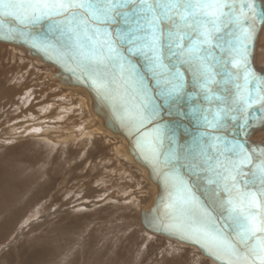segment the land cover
<instances>
[{
    "label": "snow or ice",
    "instance_id": "snow-or-ice-1",
    "mask_svg": "<svg viewBox=\"0 0 264 264\" xmlns=\"http://www.w3.org/2000/svg\"><path fill=\"white\" fill-rule=\"evenodd\" d=\"M7 20L21 36L47 21L53 38L34 46L75 61L123 106L138 146L164 168L153 227L223 264H264V148L238 138L249 109L264 111V77L250 64L264 0H0V27Z\"/></svg>",
    "mask_w": 264,
    "mask_h": 264
},
{
    "label": "rangeland",
    "instance_id": "rangeland-1",
    "mask_svg": "<svg viewBox=\"0 0 264 264\" xmlns=\"http://www.w3.org/2000/svg\"><path fill=\"white\" fill-rule=\"evenodd\" d=\"M261 36L259 64L264 29ZM26 55L0 43V130L13 129L0 142V264H212L196 250L146 231L140 208L148 186L114 158L118 143L106 133L53 147L39 135L45 129H30L49 122L37 121L38 112H46L40 103L47 93L63 95H52L51 102L64 106L75 97L58 81H48L46 67ZM44 83L48 92L33 110V90L39 97ZM66 113L65 126L81 121L78 113ZM254 138L264 139V131Z\"/></svg>",
    "mask_w": 264,
    "mask_h": 264
},
{
    "label": "water",
    "instance_id": "water-1",
    "mask_svg": "<svg viewBox=\"0 0 264 264\" xmlns=\"http://www.w3.org/2000/svg\"><path fill=\"white\" fill-rule=\"evenodd\" d=\"M21 27L22 26L18 25L15 21L7 20L4 26L0 27V43L23 48L28 56L35 57L39 60L40 66H54L57 70L54 71L51 76L60 79L64 88L80 89L85 92L89 97L90 109H92L93 113L100 120L101 125L113 136H121L123 138L122 143L125 145H122L124 148L121 149V152L127 154L133 164L139 165L144 169L145 176H147L152 184L153 196L149 201L142 204L140 209L141 223L143 227L150 233L164 237L171 242H175V244H178L179 246L195 249L199 253V256L204 260H211L214 264H223V261L217 259L212 252H209L201 244L183 239L178 235L163 230L162 228L152 226L157 217H160L163 213V201L167 195L163 182V165L161 164L159 167L154 166V163L148 156L147 152L141 150L138 146L139 134L135 130L133 124L124 117L123 106L120 103H113L112 100L106 98L104 94L98 91L97 87L92 83L89 75L82 72L75 61L60 55L56 50L48 49L45 51L40 47L34 46V43H39L45 39L51 40L53 38V34L49 32L47 21L31 28V34L27 36L20 35ZM9 28L12 30L8 31ZM255 29V35L250 51V64L258 75L264 77V61L261 64L258 62V52L263 50L259 44L264 29V22L257 21ZM25 31H27V29H25ZM133 62L139 65L143 63V60L142 58L138 60L134 59ZM141 70L144 71V69ZM148 86L155 89V85L152 82H149ZM175 120H177V117L174 115H164V121ZM184 123L186 124L187 122L185 121ZM263 129L264 111L261 110L259 104H254L252 108L249 109V126L246 129V134H242L238 138L246 142V145L250 149H254L258 152L261 148H264V139H255L254 135ZM231 130L230 127L229 131ZM160 159L163 161L164 157L161 156ZM196 195L199 196L201 200H205L203 189L196 191ZM205 202L208 203L206 200Z\"/></svg>",
    "mask_w": 264,
    "mask_h": 264
},
{
    "label": "bare ground",
    "instance_id": "bare-ground-1",
    "mask_svg": "<svg viewBox=\"0 0 264 264\" xmlns=\"http://www.w3.org/2000/svg\"><path fill=\"white\" fill-rule=\"evenodd\" d=\"M3 44H5V43H3ZM11 48L14 51L16 49H19L20 52H25V50L23 48H21V47L17 48L16 46L15 47L11 46ZM28 57H30V56H28ZM258 58H259V56H258ZM31 60H33L34 63H39V60L37 58H35V57H31ZM45 67L47 69L48 81H50V79L58 81L59 86L63 90H65L68 93L72 94L71 96H74L75 98L72 97L73 101L71 103H68V105H66V106H64L63 104L62 105L46 106L45 107V111H46L45 113L43 112L42 114L41 113L39 114V112H38V117H37L38 120L37 121H42L44 119H48L49 122L47 123L45 121L44 123L38 124V126H35V124H34V125H32L33 127H31L30 129H32V130L34 128H36L38 130L45 129V130H41L39 135L41 137H43V140H44L45 143H49V145L50 146L53 145V147H57V145H60V144L65 146L66 144H69L71 142V140L75 141V142H78V139H83V140L88 139V141H89V140L95 138L97 133H101V134H103V132L106 133V135L110 139H113V140H115L118 143V144L114 143V145H113L114 158L116 160H123L124 162H126L130 167H132L134 169V171L139 172V175L144 179L143 181L148 186V194L149 195L145 199V201L142 202V204H144L146 201H149L151 199V197L153 196L152 184H151L150 180L147 178V176H145L144 169L141 166H139V165L133 164L132 160L130 159V157L127 154H123L121 152V149L124 148V146H122L124 144V143H122L123 142V138L121 136L120 137L119 136H113L107 129H105L101 125L100 120L93 113L92 109H90L89 97H88V95L85 92H83L80 89H74V88H68V87L64 89V87L61 84L60 79H57V78L53 79V78L50 77V75L52 74V71H56L57 69L54 66H52V65L45 66ZM29 100H31V99L29 98ZM29 107H31V106H29ZM32 109L34 110V106L32 107ZM69 110H71V112L74 111V112L78 113V116H82L81 117V121L76 119V122L74 123V125L72 127L68 126V125L65 126V123H63V121L66 120V117H67V115L64 116V114L67 111H69ZM28 121L30 122V120H28ZM37 121H34V122H37ZM34 122L31 120V123H34ZM21 124H23V123L20 122L18 125H21ZM59 128H60V132L59 133L51 132V130H57ZM11 130H13V129H11V126L2 127V130H0V142L7 139L8 134H9V132ZM262 131H264V129L261 130V131H258L257 133L262 132ZM49 132H51V133H49ZM14 134H15V130H14ZM256 135L257 134H255L254 136H256ZM16 136H18V135H16ZM22 136H24V135H22ZM18 185H20V184L18 183ZM3 186H4V183L1 180L0 189ZM140 220H141V215H140ZM146 231L148 233H150L147 229H146ZM150 234H152V233H150ZM152 235H154V234H152ZM154 236H156V235H154ZM164 239H166V238H164ZM166 240L168 242H171L168 239H166ZM171 243H175V242H171ZM180 247H182V246H180ZM184 248H187V247H184ZM205 260L209 261L207 259H205ZM211 263L214 264L212 261H211Z\"/></svg>",
    "mask_w": 264,
    "mask_h": 264
},
{
    "label": "crops",
    "instance_id": "crops-1",
    "mask_svg": "<svg viewBox=\"0 0 264 264\" xmlns=\"http://www.w3.org/2000/svg\"><path fill=\"white\" fill-rule=\"evenodd\" d=\"M28 89H29V87H28ZM28 89L26 87L21 89L22 91L20 90L19 94L24 93V91L28 90ZM34 90H33V93L35 94V96H33L34 102L31 104V109L33 106H35V102H37L38 98L40 99L43 95H45L48 92V88H47V85L45 83H44V87H41V92L39 93L40 94L39 97H37V92H39V91H36V90L34 91ZM46 95L48 96V98L46 100H44L43 102H41L40 103L41 105L51 106V105H60L62 103L60 101L57 102V100L55 102H51V96L53 95L52 97H55L57 99V97H60L63 95H61V94H49V93H47ZM26 112H27V110H26ZM16 126H17V124H16Z\"/></svg>",
    "mask_w": 264,
    "mask_h": 264
}]
</instances>
